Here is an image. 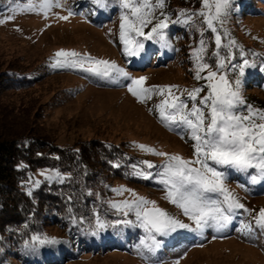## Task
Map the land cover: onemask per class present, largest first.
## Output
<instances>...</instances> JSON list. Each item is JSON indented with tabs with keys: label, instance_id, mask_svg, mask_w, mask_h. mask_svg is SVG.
I'll return each mask as SVG.
<instances>
[{
	"label": "rangeland",
	"instance_id": "rangeland-1",
	"mask_svg": "<svg viewBox=\"0 0 264 264\" xmlns=\"http://www.w3.org/2000/svg\"><path fill=\"white\" fill-rule=\"evenodd\" d=\"M68 2L69 0H64L63 7L53 8L47 17L18 11L13 19L8 20L7 17L13 15L11 11L0 20L3 21L0 23V73L7 69L32 71L34 67L42 64L51 73L57 72L55 76L43 78L21 93L0 91V143H7L27 133L56 144L67 142L72 145L93 142L96 139L113 145L128 143V150L137 157L143 169L153 174L150 182L158 187L136 185L116 179L111 182L112 189H130L139 196L155 201L158 207L184 223L191 224L179 209L164 199L165 193L155 183L154 174L164 164V157L142 151L138 147L144 145L157 152L193 159V142L187 137L181 139L180 135L164 127L158 120L155 105L162 97L153 96L145 103H140L128 91L130 80L127 78L105 79L78 67L52 68L51 64L55 53L61 49L112 61L127 71L130 77H147V87L175 86L173 92L181 95L191 106L184 90L191 91L206 84V81L195 78L197 60L194 53L201 48V39L205 41L202 62L207 63L212 70H216V65L213 64L220 59V53L219 57L215 55L219 50L214 49L211 41L218 32L227 40L224 41L227 48L232 41L238 47L249 41L264 54V10L256 17L242 19L240 24L236 22L238 28L234 29L227 26L231 21L224 17L228 22L223 18L222 24L217 23L216 33H211L203 23V18L197 16L189 24L190 28L195 27L192 34L188 35L187 32L182 45H177L176 59L163 58L162 63L153 64L155 58L152 57L147 62L149 68L136 72L132 71L131 62L124 58L126 56L119 40L118 25H93L86 16L75 13L67 20L59 19V16L68 15L71 9ZM196 41L198 42L195 43ZM198 45L200 46L196 48ZM202 74L207 75V71ZM65 90H70L72 96H65ZM246 92L250 97L244 99L245 103L254 105L253 108L256 109H264V91L263 96L249 88ZM206 94L205 88L200 96ZM143 161L156 165V168H146ZM226 171L227 186L244 205V209L237 210L232 222L219 231L213 228H207L202 233L187 229L177 230L172 235L189 238L188 244L181 246L178 251L161 253L165 249L164 240L170 236L160 237L163 243L154 258L160 264H264V235L255 228L254 221L259 210L264 209V181L251 183L250 176L255 174L251 169L248 173ZM131 198L127 192L120 196L112 191L104 202L108 207V201ZM101 216H106L107 219H123L110 208L107 215ZM129 218L134 219L131 216ZM242 223L252 225L253 231L242 234ZM129 234L133 239L130 237V242L115 249V253L112 250L82 253L75 260L64 264H146L136 251L137 237L143 235L142 230L130 227Z\"/></svg>",
	"mask_w": 264,
	"mask_h": 264
},
{
	"label": "snow or ice",
	"instance_id": "snow-or-ice-1",
	"mask_svg": "<svg viewBox=\"0 0 264 264\" xmlns=\"http://www.w3.org/2000/svg\"><path fill=\"white\" fill-rule=\"evenodd\" d=\"M231 2L232 0H201L202 8L199 12L188 13L182 10L179 18L173 20L164 11L167 0H91L99 9L118 7L119 40L123 46V54L127 57L140 56L145 49V41L157 43L162 48L169 47L166 35L169 25L191 24L194 16L202 17L207 29L216 33V24L223 23ZM63 4L64 0H28L22 8H14L13 15L7 19H13L18 11L47 17L53 8H61ZM72 15L73 12L69 9L67 16L58 18L67 20ZM145 29L149 30L146 32ZM200 44L201 48L194 53L197 60L195 78L206 81V84L191 91L184 90L187 92V99L191 101V106L181 95L173 92L175 86L147 87V77H130L127 71L112 61L99 60L61 49L55 53L51 64L52 68L78 67L105 79L127 78L130 80L127 85L128 91L140 103H145L153 96L162 97L155 105L158 120L164 127L180 135L181 139L187 137L193 142V159L157 152L144 145L138 146L142 151L164 157V164L154 174L155 183L159 184L165 193L164 199L179 209L191 224L184 223L158 207L155 201L139 196L124 187L112 191L120 196L127 192L131 199L108 201V207L123 219L109 223L101 219L98 213H94L95 231L121 225L141 229L143 235L136 251L146 264H160L159 260L154 259L163 243L160 237L171 236L179 229L197 233H202L207 228L219 231L232 222L237 210L244 209V205L227 186L226 170L248 173L251 169L255 171V174L250 176L251 183L264 181V109L245 106L241 95V77L245 75V69L253 65L245 59L242 65L233 66L238 67V74L234 79H230L226 69L231 57L218 59L216 70H212L207 63L202 62L205 41L201 39ZM215 47L217 50L222 47L219 34L215 36ZM215 55L219 57V51ZM204 71H207V75H201ZM260 71L264 72V67H261ZM205 88L207 94L201 97L200 93ZM142 163L148 169L156 168V165L148 161ZM132 169L130 173L132 175L144 180L153 178L152 173L139 169L138 165H132ZM40 175L49 182L55 179L64 183L66 179L59 172L54 174L41 172ZM29 181L33 186L40 184L39 180L31 177ZM28 194H32L31 189ZM130 216L134 219H130ZM254 221L255 228L264 235V209L259 210ZM80 222L83 223V218ZM240 231L242 234L251 233L253 226L242 223ZM31 241V244L26 242V247L56 243L55 240L38 235H33Z\"/></svg>",
	"mask_w": 264,
	"mask_h": 264
},
{
	"label": "trees",
	"instance_id": "trees-1",
	"mask_svg": "<svg viewBox=\"0 0 264 264\" xmlns=\"http://www.w3.org/2000/svg\"><path fill=\"white\" fill-rule=\"evenodd\" d=\"M27 3L28 0H0V20L14 8H21ZM68 4L73 13L86 16L93 25H120L117 6L106 10L99 9L91 0H69ZM201 8V0H167L164 11L173 20H177L182 10L196 13ZM262 10L264 0H232L225 16L231 21L227 26L238 28L236 22L256 17ZM157 15L159 16V12ZM196 18L198 17L194 16L192 21ZM224 21L227 19L224 18ZM189 26L182 23L169 25L166 29L169 47L162 48L157 43L145 41V49L138 59L124 57L131 62L132 71L149 68L147 62L152 57L155 58L153 64L162 63L163 58L176 59L177 45H182L186 33L191 35L195 29ZM148 30L145 29L146 32ZM218 34L222 43L219 49L220 58L231 57L226 69L230 79H234L238 74V67L233 66L242 65L245 59L253 65L246 68L245 75L241 77L243 100L250 97L246 92L247 88L256 90L263 96L264 72L260 71V68L264 67L263 52L249 41L244 46L230 44L227 48L224 45L227 40L221 32ZM215 36L211 41L217 50ZM216 64L217 62L213 65ZM49 70L43 64L34 67L32 71L4 70L0 73V91L21 93L35 86L41 79L55 76L57 73H51ZM64 95L69 98L72 93L65 90ZM246 105L251 104L245 103ZM51 109L50 105L49 111ZM128 148V143L125 142L113 145L98 139L72 145L67 142L56 144L29 133L7 143H0V264H64L75 260L82 253L96 250L101 253L113 248L112 252L115 253V249L130 242V237L133 239L129 234L130 227L109 226L104 230L95 231L94 215L98 213L101 219L109 223L118 220L101 216L107 215L109 210L104 200L112 193L113 180L120 179L131 184L158 187L150 182L151 179L144 180L130 174L133 171L132 165H138L139 169L143 167ZM41 172H59L66 177L65 182L60 183L55 179L45 181L40 175ZM30 177L39 180V186H33L29 181ZM29 189L32 191L31 195L28 194ZM81 218L83 223L80 222ZM33 235L47 237L56 243L26 247V242L32 243ZM173 237L164 242L168 245L183 242L179 240L182 238L180 235ZM139 240L140 237H137V245Z\"/></svg>",
	"mask_w": 264,
	"mask_h": 264
}]
</instances>
